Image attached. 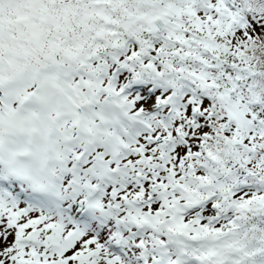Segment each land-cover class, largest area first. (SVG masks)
<instances>
[{"label":"snow or ice","instance_id":"6c2138e0","mask_svg":"<svg viewBox=\"0 0 264 264\" xmlns=\"http://www.w3.org/2000/svg\"><path fill=\"white\" fill-rule=\"evenodd\" d=\"M0 264H264V0H0Z\"/></svg>","mask_w":264,"mask_h":264}]
</instances>
